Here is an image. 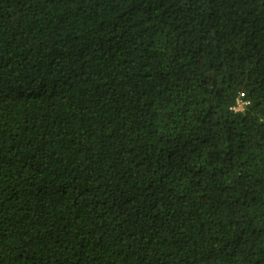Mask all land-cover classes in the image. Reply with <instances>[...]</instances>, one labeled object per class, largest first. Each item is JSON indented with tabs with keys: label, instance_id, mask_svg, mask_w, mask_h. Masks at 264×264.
I'll return each instance as SVG.
<instances>
[{
	"label": "trees",
	"instance_id": "trees-1",
	"mask_svg": "<svg viewBox=\"0 0 264 264\" xmlns=\"http://www.w3.org/2000/svg\"><path fill=\"white\" fill-rule=\"evenodd\" d=\"M0 264H264V0H0Z\"/></svg>",
	"mask_w": 264,
	"mask_h": 264
},
{
	"label": "built area",
	"instance_id": "built-area-1",
	"mask_svg": "<svg viewBox=\"0 0 264 264\" xmlns=\"http://www.w3.org/2000/svg\"><path fill=\"white\" fill-rule=\"evenodd\" d=\"M248 105L249 100L246 98L244 93L240 92L234 99L233 104L230 106V110L234 113H241Z\"/></svg>",
	"mask_w": 264,
	"mask_h": 264
}]
</instances>
